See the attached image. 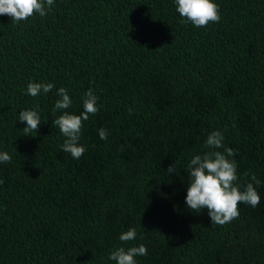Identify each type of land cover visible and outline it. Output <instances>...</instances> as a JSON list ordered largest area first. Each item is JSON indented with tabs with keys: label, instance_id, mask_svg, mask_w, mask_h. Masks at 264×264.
<instances>
[{
	"label": "trees",
	"instance_id": "1",
	"mask_svg": "<svg viewBox=\"0 0 264 264\" xmlns=\"http://www.w3.org/2000/svg\"><path fill=\"white\" fill-rule=\"evenodd\" d=\"M213 2L220 20L206 27L175 0H54L43 17L0 15V153L11 156L0 162V264H116L112 251L140 244L137 264H264V0ZM29 83L54 87L32 97ZM61 87L72 106L54 112ZM89 89L98 112L75 159L52 122L79 115ZM23 110L40 115L37 132H23ZM213 131L237 152L234 183L261 182L260 204H238L222 226L185 199L187 165ZM130 228L137 238L120 241Z\"/></svg>",
	"mask_w": 264,
	"mask_h": 264
},
{
	"label": "clouds",
	"instance_id": "2",
	"mask_svg": "<svg viewBox=\"0 0 264 264\" xmlns=\"http://www.w3.org/2000/svg\"><path fill=\"white\" fill-rule=\"evenodd\" d=\"M177 12L186 21H190L196 27H206L209 22H219L220 16L218 5L213 0H175ZM54 0H0V15H7L14 21H22L38 13L41 17L53 6ZM51 83H29L27 94L32 97L40 95L41 91L47 94L53 89ZM57 95L61 99L57 100L53 111L66 110L72 106V100L63 87L58 89ZM98 97L89 89L83 99V111L79 114H71L64 111L62 115L53 120V125L57 126L61 134L66 137L62 151L70 153L75 159H79L85 153L84 146L78 143L82 129V122L88 120L89 115L98 112ZM18 120L26 122L23 129L25 135L37 132L41 117L35 110L20 111ZM108 131L104 128L98 130L101 140H107ZM223 134L219 131L211 132L206 139V147L210 149L203 155H195L187 165L189 173V187L186 195L187 207L199 213L207 208L212 224L224 225L239 216L238 204L257 207L261 202L257 187L260 180L255 175L241 189L234 182L237 181V163L234 157L236 150L228 147L224 148ZM224 148V151L216 149ZM0 162H11V156L7 153H0ZM168 173L176 171L175 164L170 165ZM255 186H254V183ZM2 183V181H0ZM137 238L135 228H130L119 236V240L130 242ZM148 250L145 245L132 246L127 249L120 247L112 251L109 259L116 261V264H137L134 257L145 256Z\"/></svg>",
	"mask_w": 264,
	"mask_h": 264
}]
</instances>
